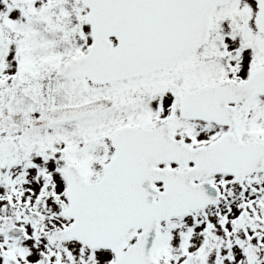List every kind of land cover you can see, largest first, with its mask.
I'll return each instance as SVG.
<instances>
[{
	"label": "snow or ice",
	"instance_id": "1",
	"mask_svg": "<svg viewBox=\"0 0 264 264\" xmlns=\"http://www.w3.org/2000/svg\"><path fill=\"white\" fill-rule=\"evenodd\" d=\"M0 264H264V0H0Z\"/></svg>",
	"mask_w": 264,
	"mask_h": 264
}]
</instances>
